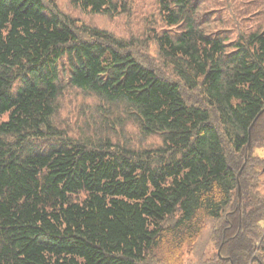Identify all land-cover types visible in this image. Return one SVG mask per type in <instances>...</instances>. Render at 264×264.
Masks as SVG:
<instances>
[{"label": "trees", "instance_id": "obj_1", "mask_svg": "<svg viewBox=\"0 0 264 264\" xmlns=\"http://www.w3.org/2000/svg\"><path fill=\"white\" fill-rule=\"evenodd\" d=\"M72 2L93 14L120 8ZM158 6L170 28L156 38L166 72L51 0H0V264H182L209 221H221L220 257L201 264H247L255 253L264 29L230 42L204 28L196 0ZM61 61L73 87L128 107L162 146L134 152L63 137L52 126ZM48 139L59 142L34 148ZM253 264H264V234Z\"/></svg>", "mask_w": 264, "mask_h": 264}, {"label": "rangeland", "instance_id": "obj_2", "mask_svg": "<svg viewBox=\"0 0 264 264\" xmlns=\"http://www.w3.org/2000/svg\"><path fill=\"white\" fill-rule=\"evenodd\" d=\"M57 10L69 19L88 28L105 31L117 39L133 44L139 61L162 69L156 38L170 30L159 12L158 0H115L119 10L113 15L93 14L82 10L72 0H51ZM197 17L204 20V28L214 35L227 37L230 42L241 34L264 29V0H196ZM172 31H174L172 29ZM59 96L52 118V126L63 137L79 144L111 143L134 152L156 150L162 146L160 135L146 136L130 109L123 104L109 103L95 94L75 88L69 81L68 66L60 62ZM163 70V69H162ZM166 72L165 70H163ZM17 85L12 92L16 91ZM5 120V117L2 119ZM55 139L33 141L34 148L46 150L58 143ZM255 160H264V149L253 150ZM261 168L264 165L258 164ZM259 192L264 196V169ZM221 221L207 222L192 251L183 253L182 264H201L213 260L221 235ZM255 253L247 264H253L259 249L264 225L260 224ZM149 264H158L150 261Z\"/></svg>", "mask_w": 264, "mask_h": 264}, {"label": "water", "instance_id": "obj_3", "mask_svg": "<svg viewBox=\"0 0 264 264\" xmlns=\"http://www.w3.org/2000/svg\"><path fill=\"white\" fill-rule=\"evenodd\" d=\"M263 111H264V110H263ZM263 111H262V112H260V114H262V113H263ZM260 114H259V115H260ZM249 149H250V138H249V142H248V144H247V151H248ZM246 159H247V157L245 156V158H244V163L246 162ZM243 165H244V164H243ZM243 165H242V168H243ZM242 168H241V169H242ZM240 171H241V170H240ZM240 171H239V173H238V176H237V177H239V175H240ZM239 190H240V187L238 186V198H240V191H239ZM219 253H220V251H218V253H217V254H218V256L220 257V254H219Z\"/></svg>", "mask_w": 264, "mask_h": 264}]
</instances>
